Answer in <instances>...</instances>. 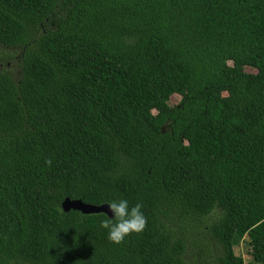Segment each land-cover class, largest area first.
<instances>
[{"label": "trees", "instance_id": "trees-1", "mask_svg": "<svg viewBox=\"0 0 264 264\" xmlns=\"http://www.w3.org/2000/svg\"><path fill=\"white\" fill-rule=\"evenodd\" d=\"M189 219L264 264V0H0V264H189Z\"/></svg>", "mask_w": 264, "mask_h": 264}, {"label": "clouds", "instance_id": "clouds-1", "mask_svg": "<svg viewBox=\"0 0 264 264\" xmlns=\"http://www.w3.org/2000/svg\"><path fill=\"white\" fill-rule=\"evenodd\" d=\"M104 204L111 217L105 213L99 220V227L106 230L107 239L111 243L119 244L129 235L139 234L145 229L147 219L142 203L130 204L128 199L113 198L104 201Z\"/></svg>", "mask_w": 264, "mask_h": 264}, {"label": "rangeland", "instance_id": "rangeland-1", "mask_svg": "<svg viewBox=\"0 0 264 264\" xmlns=\"http://www.w3.org/2000/svg\"><path fill=\"white\" fill-rule=\"evenodd\" d=\"M246 72L255 73V70L247 68ZM179 100L180 98L175 96L171 99V104L175 105L179 102ZM187 223L189 224V244L187 245L185 259L189 262V264H198L200 261L203 262L202 252L208 246L206 234H203L202 231L204 223L195 219H189ZM235 252L238 256H241L244 259L245 264H255L250 255V247L247 244V240L236 246Z\"/></svg>", "mask_w": 264, "mask_h": 264}, {"label": "water", "instance_id": "water-1", "mask_svg": "<svg viewBox=\"0 0 264 264\" xmlns=\"http://www.w3.org/2000/svg\"><path fill=\"white\" fill-rule=\"evenodd\" d=\"M62 209L64 212L77 211L85 215L105 214L107 213L111 217V213L108 212L106 204L101 206H94L90 204H84L80 200H70L66 198L62 203Z\"/></svg>", "mask_w": 264, "mask_h": 264}]
</instances>
